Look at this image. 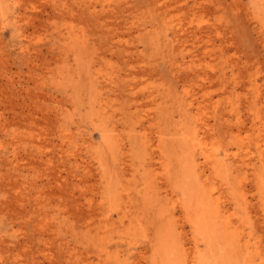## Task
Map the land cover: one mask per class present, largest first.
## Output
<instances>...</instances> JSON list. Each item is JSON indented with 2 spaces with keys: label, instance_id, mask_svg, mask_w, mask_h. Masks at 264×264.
<instances>
[{
  "label": "rangeland",
  "instance_id": "obj_1",
  "mask_svg": "<svg viewBox=\"0 0 264 264\" xmlns=\"http://www.w3.org/2000/svg\"><path fill=\"white\" fill-rule=\"evenodd\" d=\"M263 35L264 0H0V264H190L197 201L207 264H264Z\"/></svg>",
  "mask_w": 264,
  "mask_h": 264
},
{
  "label": "bare ground",
  "instance_id": "obj_2",
  "mask_svg": "<svg viewBox=\"0 0 264 264\" xmlns=\"http://www.w3.org/2000/svg\"><path fill=\"white\" fill-rule=\"evenodd\" d=\"M264 36V35H263ZM264 38V37H263ZM186 110V109H185ZM196 122V121H195ZM200 129V128H199ZM199 131V130H198ZM205 153V152H204ZM199 154V153H198ZM209 155V154H208ZM198 156V155H197ZM205 159V157H204ZM207 160V159H206ZM197 161V160H196ZM208 161V160H207ZM195 162V161H194ZM199 162V160H198ZM206 162V161H204ZM203 162V163H204ZM213 164V163H212ZM200 167V166H199ZM210 169V168H209ZM211 171V170H210ZM188 176V175H187ZM200 178V177H199ZM203 178V177H202ZM200 181V180H199ZM202 181V180H201ZM201 183V182H200ZM204 186V185H203ZM214 190V189H213ZM211 192V191H210ZM209 193V192H208ZM210 194V193H209ZM216 197V196H215ZM219 198V197H218ZM219 200V199H218ZM195 207V219L192 220V226L196 232H198V235H201L202 239L206 242V245L208 246V254L206 253H199L196 256L192 257L190 259V264H207V261L211 256H213L214 253V229H213V223L212 218H214V215L212 211L208 207L204 205L203 202L197 201L194 205ZM231 215V214H229ZM223 217V216H222ZM233 228V227H232ZM231 228V229H232ZM195 243V242H194ZM195 246V245H194ZM194 248V247H193ZM192 248V249H193ZM197 246H195L194 249H196ZM103 249V248H102ZM101 249V250H102ZM217 249V247H216ZM221 250V249H220ZM197 252V251H196ZM224 252V251H223ZM102 253V252H101ZM105 254V253H104ZM195 255V254H194ZM119 256V255H118ZM216 256V255H215ZM222 256V255H221ZM232 256V255H231ZM191 257V256H190ZM228 259V258H227ZM121 260V259H120ZM124 261V260H123ZM124 263V262H123ZM186 263V262H185ZM223 263V262H222ZM188 264V263H187ZM211 264V263H210ZM224 264H233L232 261H226Z\"/></svg>",
  "mask_w": 264,
  "mask_h": 264
}]
</instances>
